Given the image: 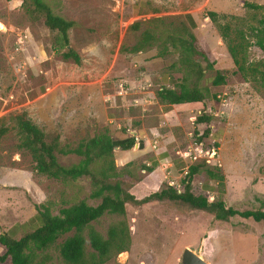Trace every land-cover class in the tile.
Instances as JSON below:
<instances>
[{
  "label": "rangeland",
  "instance_id": "374dc122",
  "mask_svg": "<svg viewBox=\"0 0 264 264\" xmlns=\"http://www.w3.org/2000/svg\"><path fill=\"white\" fill-rule=\"evenodd\" d=\"M42 1L74 21L67 31L68 47L79 59L62 56L65 47L59 36L28 16L21 0H0V127L5 128L0 136V234L11 230L18 238L34 229L35 204L56 214L80 199L90 205L98 202L87 197V179L72 183L33 170L29 153L17 147L14 111H23L45 139L55 138L62 150L100 133L113 139L133 137V145L122 154L127 158H112L110 172L137 199L166 185L180 191L186 167L204 159L222 179L207 178L201 171L190 182L195 195L221 199L225 208L237 211H264V81H244L228 52V44L241 41L245 62L260 59L249 30L264 17V0ZM244 2L261 7L250 8ZM182 27L212 53V67L225 75L220 85L202 82L206 97L201 103L169 104L157 98L160 87H172L180 77L179 66L172 65L176 53L160 55L156 43L130 52L143 31L158 39L168 32L180 33ZM212 74L205 71L206 77ZM202 112L211 119L207 136L197 141L195 132L204 125L194 124V118ZM190 145L201 148L200 155L192 151L191 157L181 158ZM162 157L174 164L164 177L159 167L143 168L150 166V159ZM57 159L63 165L77 161L75 155L59 152ZM119 221L128 230L127 249L103 264H179L183 247L217 264L240 233L256 238L258 261L264 262V223L250 218L233 215L218 221L206 210L150 199L127 202L123 214H104L90 227L104 236ZM63 237L34 251L29 264H64L58 253ZM84 249L90 251L86 239Z\"/></svg>",
  "mask_w": 264,
  "mask_h": 264
},
{
  "label": "trees",
  "instance_id": "16d2710c",
  "mask_svg": "<svg viewBox=\"0 0 264 264\" xmlns=\"http://www.w3.org/2000/svg\"><path fill=\"white\" fill-rule=\"evenodd\" d=\"M24 11L33 19H40L43 25L55 32L62 41L65 50L62 56L70 57L75 62L78 55L68 47L67 31L74 25V21L68 20L53 12L42 0H21ZM250 8H258L244 2ZM213 17V13H210ZM249 35L253 38L252 45L261 54L259 60L245 62L242 55V42L228 44V52L236 66V71L244 81H264V17L258 20V25L252 26ZM156 43L158 54L165 55L170 52L176 53L177 57L172 65L180 68V77L174 80L172 87H160L156 91L157 98L169 104L201 103L206 97V88L202 82H210L212 85H220L225 82V75L219 68H213L215 57L207 53L197 43L195 35L185 27L180 33L168 32L162 38H154L149 32L143 31L140 39L130 48V52L142 51L145 47ZM212 70L210 77L205 76V71ZM210 116L204 112L194 118V124H203L201 132H195L196 140L199 141L208 134ZM12 120L17 129L19 143L17 147L27 151L33 163V170L49 178L66 182H76L87 179L91 186L87 197L97 199L94 205L87 204L83 199L74 201L51 214L48 207L35 204L37 226L18 238H14L15 231L0 234V264L7 261L9 264H29L34 251L42 250L58 244V253L64 264H103L113 254L127 249L129 243L128 230L122 221L110 225L105 235H101L90 227V223L96 221L104 214L124 213V205L127 202L142 204L150 199L168 200L188 205L191 208L206 210L213 213L218 221H224L233 215L250 218L255 222L264 223V211L261 209L237 211L225 208L221 199L208 201L206 197L195 195L190 189L192 178L201 171L206 173L207 178L221 181L222 175L218 169L208 168L202 159L195 164H189L181 180L182 189L176 191L171 186L159 191H153L147 196L137 199L133 194L125 191L112 178V158L122 162L127 155L122 156L124 151L130 148L133 137L118 136L112 138L107 133L96 134L83 139L71 149H58L56 139L47 141L43 133L33 124L23 111H14ZM5 128L0 127V136ZM118 150H113L115 146ZM216 145V144H215ZM63 155L73 154L77 161L68 165L59 163L57 153ZM120 154V155H119ZM205 165V166H204ZM154 164L144 169H151ZM113 179V180H112ZM87 229L86 237L82 232ZM85 239L90 248L89 252L84 249Z\"/></svg>",
  "mask_w": 264,
  "mask_h": 264
},
{
  "label": "crops",
  "instance_id": "0c3cea01",
  "mask_svg": "<svg viewBox=\"0 0 264 264\" xmlns=\"http://www.w3.org/2000/svg\"><path fill=\"white\" fill-rule=\"evenodd\" d=\"M141 145H143V142ZM138 146V143H136L135 147ZM148 163H150V166L154 164V166L161 168V175L163 177L165 176V171L171 172V167H174L173 162L167 159V157H162L159 160L152 158ZM230 249V251L223 253L222 256L217 259V264H264V262L260 263L258 261L260 257L258 242L251 234L240 233L236 235V237L230 242ZM191 250L194 251L193 249Z\"/></svg>",
  "mask_w": 264,
  "mask_h": 264
},
{
  "label": "water",
  "instance_id": "95a60500",
  "mask_svg": "<svg viewBox=\"0 0 264 264\" xmlns=\"http://www.w3.org/2000/svg\"><path fill=\"white\" fill-rule=\"evenodd\" d=\"M179 264H208V263L200 255H198L191 249L184 247L180 252Z\"/></svg>",
  "mask_w": 264,
  "mask_h": 264
},
{
  "label": "built area",
  "instance_id": "2783aa9c",
  "mask_svg": "<svg viewBox=\"0 0 264 264\" xmlns=\"http://www.w3.org/2000/svg\"><path fill=\"white\" fill-rule=\"evenodd\" d=\"M192 151L194 153V151L197 153V156L200 155L201 153V148L199 149L197 145H194V147L192 148V145H190L188 150H185L182 154L181 157H191L190 155H192ZM178 191V190H177Z\"/></svg>",
  "mask_w": 264,
  "mask_h": 264
}]
</instances>
